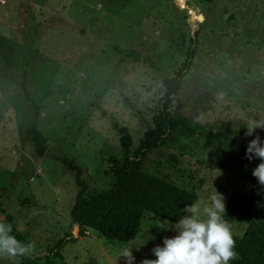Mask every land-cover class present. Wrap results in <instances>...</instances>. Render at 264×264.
<instances>
[{"label": "rangeland", "instance_id": "1", "mask_svg": "<svg viewBox=\"0 0 264 264\" xmlns=\"http://www.w3.org/2000/svg\"><path fill=\"white\" fill-rule=\"evenodd\" d=\"M0 42L13 48L9 66L0 57V210L34 244L28 258L41 262L61 243L55 264H125L129 247L140 264L175 234L145 214L126 244L91 229L79 237L70 208L82 186L59 159L82 169L85 196L109 188L108 157L123 159L118 128L128 130L132 150L156 131L165 83L189 51L191 67L166 111L176 125L141 158V170L193 189L202 219L214 190L224 207L236 192L249 195L244 217L225 208L236 237L264 206L243 128L246 118H264V0H0Z\"/></svg>", "mask_w": 264, "mask_h": 264}, {"label": "trees", "instance_id": "2", "mask_svg": "<svg viewBox=\"0 0 264 264\" xmlns=\"http://www.w3.org/2000/svg\"><path fill=\"white\" fill-rule=\"evenodd\" d=\"M211 3L214 0H201ZM120 55L133 62L137 61V54L131 50H119ZM13 48L6 42H0V57L9 66L12 63ZM193 54L189 51L183 63L178 67L173 77L165 83V93L159 113L152 118L156 131L148 133V139L139 142L137 148L132 150V139L125 127L118 128L120 134L119 144L123 154L122 161L115 157H108L115 181L101 192L85 196L84 184L80 180L82 169L70 158L63 156L60 163L75 176V182L82 186L76 194L70 208V219L77 227L79 237H85L88 229L93 230L102 238L126 244L134 239L140 231L142 219L145 214H152L170 224L174 223L186 204H194L197 195L193 189H185L171 181L157 177L141 170L140 161L144 155L156 147L158 141L166 131L174 128L176 123L166 118L167 108L172 98L180 89L184 76L191 67ZM19 87L24 98L29 101L25 85ZM34 108V117L38 115V107ZM35 152L43 153L42 136L35 129H31ZM226 211L237 217H244L251 212L253 201L249 195L236 192L232 194L226 204ZM0 221L10 224L13 235L21 242L27 243V236L19 232L13 225L12 216L0 210ZM238 253V259L230 264H264V206L258 209L256 217L251 220L240 237L233 236ZM59 243L42 261L28 258L20 259L19 264H55L60 260Z\"/></svg>", "mask_w": 264, "mask_h": 264}, {"label": "clouds", "instance_id": "3", "mask_svg": "<svg viewBox=\"0 0 264 264\" xmlns=\"http://www.w3.org/2000/svg\"><path fill=\"white\" fill-rule=\"evenodd\" d=\"M243 128L245 137H253L246 144L244 158L250 162L253 159L259 161L251 175L259 186L264 187V138L254 135L257 130L264 131V118H246ZM181 211L183 215L170 224L169 230L175 234L163 238L160 244L152 248L154 259H144L140 264H230L238 259L236 243L230 224L225 219V207L220 194L214 190L210 205L203 210V219L195 204H186ZM12 233V226L0 221V258L19 264L21 258L33 252L34 244L21 242ZM132 248H126L122 253L125 264H135Z\"/></svg>", "mask_w": 264, "mask_h": 264}]
</instances>
